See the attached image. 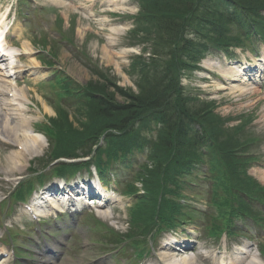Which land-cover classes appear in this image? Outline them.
Wrapping results in <instances>:
<instances>
[{
	"label": "trees",
	"instance_id": "16d2710c",
	"mask_svg": "<svg viewBox=\"0 0 264 264\" xmlns=\"http://www.w3.org/2000/svg\"><path fill=\"white\" fill-rule=\"evenodd\" d=\"M263 13L264 0H147L140 25L148 37L146 39L158 43L168 41L171 46L179 47L181 55L163 67L142 64L143 78L138 95L124 91L115 84H112L113 92H109V86L103 83L80 87L79 90L92 95L93 104L78 109L74 121L69 119L64 110H61L58 119L50 120L48 135L55 149L54 159L72 156L85 149L92 151L93 144L104 134L108 136V154L115 160L120 153L128 150L145 152L149 149V154L155 156L152 158L153 168L139 178L146 190L144 199L159 201L160 193L182 190V181L189 174L205 173L198 168L203 164L197 157L195 144H185L184 148L181 144V139L188 135L192 123H197L202 127L199 131L202 136L197 133L195 143L199 144L202 140L212 143L205 140L215 137L213 161L217 168L227 174L225 179L212 181L210 205L217 209V217L209 228V234L216 240L227 232L235 235V231L229 228L236 217L232 201H228L229 197L236 195L232 191L239 188L251 201H262L258 198L259 187L247 179L244 164L240 166L227 143L221 142L226 140L238 147L242 130H224L223 120L214 115L212 108L207 105L200 110H193L191 100L185 99L177 90V77L182 69L179 64H184L182 56L198 58L210 49L229 50L232 46H241L244 38L249 35L241 36L236 28L244 30L252 25L250 31L253 27L254 32L264 33ZM117 95L125 99L124 104L117 101ZM152 122L161 127L160 136L155 142L146 143L137 126ZM75 123L79 127H75ZM212 130H216V133ZM213 146L210 144V148ZM260 192L264 194V190ZM166 196L162 198L167 200ZM237 200L241 210L247 211L250 208L244 199ZM170 205L168 208L161 205L159 211L149 217L134 214L130 236L134 237L138 230H149L159 223L177 225L178 221H188L185 204L172 198ZM256 224L264 227V219H258ZM260 249L264 257V245Z\"/></svg>",
	"mask_w": 264,
	"mask_h": 264
},
{
	"label": "rangeland",
	"instance_id": "374dc122",
	"mask_svg": "<svg viewBox=\"0 0 264 264\" xmlns=\"http://www.w3.org/2000/svg\"><path fill=\"white\" fill-rule=\"evenodd\" d=\"M38 1H40L42 5H45L47 7H49V5H53L52 0ZM58 1L59 0H55L54 4ZM128 2L129 6L126 8H122L123 10L121 11H126L130 14L136 12L138 9L136 0H128ZM97 5L98 3H95L94 0H80L74 6V8L71 7L62 9L61 12L64 16L63 19H65L64 29L66 30V33H64L65 38L63 39H61V36L57 33L55 37H53L51 33H45L48 39H44V33L42 34L41 38L35 36V34H37V29H40L43 32H51L50 24L47 23V21H50L53 13H51V17H47L48 12H46L47 20L43 23H39L34 19L36 15L30 12L27 8H24L25 11L30 14L33 24L30 27L23 29L21 41L27 40L35 45L33 46L35 52L34 57H37L38 61L40 58L42 59V56H45V58L48 57L47 54L45 55L41 51H49L50 54L51 51H53L52 53L55 52L57 54L55 56L57 57L56 60L58 62L57 68H47L45 70L41 69L42 75L38 79H35L34 77H26L25 86H20L21 89L25 90L26 96L29 100L27 102L29 113H27L26 118H30L32 123L34 122V124H36L35 127H37V124L39 122H45L50 117L54 116V111L50 105V102L54 103V90L50 85L45 87L42 86L41 83L54 79V74L56 73H61V75L66 73L68 76L71 75L72 78H75L77 80V83L81 84H87V82L90 81H99L101 75H105L111 78L116 77L117 81L120 82L119 84L122 88H132L133 90L136 88L135 77L132 78L129 75V68L132 63L133 56L137 55L136 52H140L141 49L132 46L138 44L140 40L132 37L130 41L129 37L125 36V33L122 32H112L109 34V19L106 13L109 9L102 12L101 8H99V6ZM76 13L77 15L75 16L74 14ZM122 20H126V17H123ZM9 21L12 22V20ZM71 21H75L74 24L71 25L73 28L74 26H76V34L75 31L71 32L69 30ZM56 28L58 29L59 27ZM13 38L17 46H21L22 42L17 37ZM44 41H47L46 46H43ZM139 44L143 45L142 42ZM146 45H148L153 51L151 47L152 43H147ZM257 49L260 53V58L258 60H262V57L264 55V46L259 45ZM80 50H82L84 53L82 59H84V56L86 54L88 59L90 58L92 61H94V64L99 63L100 67L102 66V71H96L92 67H90V69H86L81 61H77L75 54L76 52H79L80 54ZM234 54L236 56L232 59L230 65H225L226 63H222L221 57H219L218 55H209V57L201 65L202 67L207 68L212 66L213 69L208 70L205 68V72H203V69L201 68V72L194 74L193 77L185 79V89H187L188 93H191L193 96L201 97V99H204L209 103L215 102V110L218 116L224 119L228 118L230 120H235V123H233L235 124V126H242L244 123H248L249 121L253 120V123L249 125L246 130L251 132L253 136L259 137L262 141V147L256 150V154H258L259 156V163L258 165H256V170H259V166L264 165V83L256 82V85L261 88V91L251 92L243 95H241L240 93H234V91L219 92L217 87V84L219 83H224L225 85L229 84V80L227 78L224 77L223 79V77L218 76L217 70L219 72L220 70L230 69L231 66L236 67L234 63L242 62V60L246 61L247 59L251 64L255 60V57L251 56L248 51L245 50H243L242 53H240V51H235ZM24 58H26L24 59L25 62L29 63V59L27 57ZM88 59L87 61L90 63ZM263 63L264 59L262 62H258L256 64L262 65ZM215 64L216 66H214ZM41 65L43 66V68H45L42 63ZM263 71L264 69L262 70V72ZM48 97L50 100L46 99ZM44 98L47 101H45ZM119 100L122 101L121 98ZM57 102L64 105V107L69 109L70 111H73V106H77L73 105V103L76 102L75 100L68 98H63L62 100L59 99V101ZM2 117L3 116L0 115V121H2ZM4 119V123L8 122L9 125L12 124L10 119H6V117ZM14 124L16 123L14 122L13 126ZM7 141H10L8 140V137L0 134V142L3 143ZM17 148L18 147H15V149ZM35 150H37V152L34 154V156H31L29 158V161L39 159L47 152L48 149L39 148ZM14 153H16V151L7 149V151L2 152V157L0 156V201L4 200L5 195H10L14 188L19 185V182L22 178L31 177L28 170L30 164L26 160L19 161V166L21 168L18 169V171L14 172L13 175H10L9 173H6L4 171L5 161ZM41 166L42 164L38 165L36 169L41 168ZM86 175L87 173L84 172L76 176V180L83 179ZM32 179L35 181L34 178ZM47 179H50L51 181L50 174H48ZM131 179L132 178H129V181H131ZM59 183L60 182L54 180L52 184H50V182H47L44 187L36 186L32 201L36 198L41 197L46 188H51L52 186H56ZM198 184L202 186L203 183L201 181H198ZM206 188V186L203 187L204 190H206ZM123 192L124 191H120L117 194L113 193L112 191L110 192V200L113 202L107 207V210H105V212H107V215H105L103 219H98L103 224V226L101 225V228H103L104 231L106 227L113 229L115 233H124L128 229L130 214L129 210L132 201L129 199H125V197L123 198ZM202 192L203 191H201V193ZM197 194L199 193L197 192ZM207 201L208 197L206 196H199L197 199L192 200L193 208L199 210L200 212L194 215L196 217L195 225L189 226L188 228L189 232H191L193 236L190 239V241L192 242L191 248L193 250H190V252L192 251L194 253L188 255L186 254V258H198L197 264H211V262H209V259L203 260L209 257L211 246L214 244V240L207 238L206 225H208L209 223L207 215L204 216L206 212H209V209L206 207ZM11 205L12 206L9 208V211L7 213H4L2 215L3 217L0 218V230L5 233V229L1 225L3 222L6 223L5 226L7 227L16 226L19 229H25L26 227L28 229L29 226H35L39 232L33 234L30 241L36 242V240H39L43 245L44 241L43 237L41 236V230L42 234L49 229L51 230L55 222L50 223V225H46L43 223L42 228H40V226H38L37 223L31 219V216L26 214L21 206L16 205L13 201ZM113 210L114 212L112 213L111 211ZM107 218L111 219L109 220ZM48 226L52 227L49 228ZM198 226H200L202 229L204 228L205 231L204 229H199ZM240 228L245 235H240L238 238L233 239L227 238L228 240L224 238L221 246L220 244L216 245L220 248V253H223L224 255L226 254L224 256L226 258L227 254L233 251L235 248H239L242 245H247L251 249L250 257L246 259L247 262L243 264H264V259H262V257L260 256L258 249V244L260 242H264V233H262L259 238L253 230H248L242 226ZM195 230L197 231V233H195ZM102 235L103 234L101 233L92 235L90 232H88L87 228L85 230V228L81 225L79 226L75 234L69 233V237L59 235L57 236V238L50 239V237L47 235L46 238H48V241H52L53 243L56 240L68 242V245L65 246V248L67 247L68 249V253L64 254L62 249V253L60 254L62 259L59 260L60 264H113V260L118 262L121 261V264H133V262H137L134 259V251L131 247L127 252H120L119 254L118 252H115L117 249H112V245H110L109 243L107 246L90 245L92 243H97L98 240H104L101 237ZM198 236H201L199 241L201 243L200 245L195 243L196 237ZM69 238L73 239L70 241L68 240ZM29 247L33 249L31 245H29ZM82 248H84L85 250H83ZM94 250H99L100 255L111 253L113 255H116L118 259H111L113 255H109L108 261H98V263H91L90 260L87 259V257L92 254ZM152 254V256L158 255V257L160 258L163 255L159 254L158 251L152 252ZM203 255L207 257L205 258ZM166 256H168V254H166ZM200 256L203 259L199 258ZM124 258H128L129 260L123 261ZM181 258H183V256L175 255L170 259H173L174 262L175 259L181 260ZM151 259L152 258H150L149 260L151 261ZM170 259L167 260V262L171 261ZM156 264L158 263L156 262Z\"/></svg>",
	"mask_w": 264,
	"mask_h": 264
},
{
	"label": "bare ground",
	"instance_id": "6f19581e",
	"mask_svg": "<svg viewBox=\"0 0 264 264\" xmlns=\"http://www.w3.org/2000/svg\"><path fill=\"white\" fill-rule=\"evenodd\" d=\"M4 18L5 15L0 12V22L1 19L3 21ZM21 35L22 32L18 34V38H20ZM33 51L34 50L31 46V43L24 40V42L21 44L20 47H15V48L12 47V50L8 53H10L12 59L15 57V54L16 55L22 54L23 56L25 55L29 59V63H30V65L28 64L26 66L31 68H36L34 74H37L39 73V70L37 68H40L41 63H39L36 58L33 57L31 58V56L34 53ZM7 60L8 59L6 58V56L1 57L0 60V65H2L3 63L7 64L5 71L0 67V79L2 81V83L0 82V102L1 101L3 102L2 108L5 111L4 115L8 118L10 117L14 119L17 118L18 122H16V124H14L13 126V124L9 125L8 122L4 123L5 119L3 117L1 118L2 121H0V134L5 137H8V140H10L11 143L6 146L0 143V149L5 150L7 148L8 149H13L15 147L19 148L18 153L8 157L4 163V167H5L4 171L6 173H9L10 175H13L14 172L18 171V169L21 168L19 166V161L27 159L32 151H35V149H39L40 147L43 146L42 145L43 139L41 138L40 134L38 135L35 132L34 128L30 126L29 120L21 118L27 112L26 110L28 108L26 104L27 101L29 100L28 97L26 96L25 91L23 89H17L19 86L14 87L12 86L11 82H9L12 79L11 77L13 74L17 76H21L25 73L23 66L17 60L16 61L12 60L11 63L5 62ZM247 70L250 71L252 69L251 68L241 69L239 67L237 68L231 67V69H227V75H230V77H227L229 79V84L219 86V88H221L220 90L234 91V93L236 92L243 93L245 91H253V92L261 91V88L258 85H256L254 81L253 82L248 81L247 76L245 75L246 74L245 71ZM9 94H14L15 99L14 100H11L9 98L7 99L6 96ZM2 152L4 151L0 150L1 157H2ZM253 173H255L256 176H258L260 179L264 181V171L263 172L253 171ZM75 200L76 202H79L78 198H76ZM72 201H74L72 198H69L67 200L68 203H71ZM51 202L54 203L53 205L55 206V208L59 207L58 206L59 203H57L55 200H52ZM245 248L247 249V247ZM189 249H191V247H189V245L184 242V244L178 247L176 250H174V252L173 251L170 252L173 254H168V256L163 254L161 260L162 261L169 260L170 258H172V256H174V253L175 254H184L185 252L188 253L187 250ZM163 250H166V248L163 247L161 251ZM3 254H4L3 252L2 253L0 252V255ZM245 254L246 252L242 250L240 256L236 258V261L231 262V264H236L241 260L242 262L245 261L244 260ZM167 264H197V262H195L194 259L192 258L185 257L181 260L175 259L174 262L173 260L168 261Z\"/></svg>",
	"mask_w": 264,
	"mask_h": 264
}]
</instances>
